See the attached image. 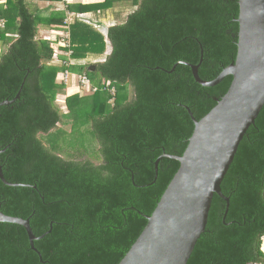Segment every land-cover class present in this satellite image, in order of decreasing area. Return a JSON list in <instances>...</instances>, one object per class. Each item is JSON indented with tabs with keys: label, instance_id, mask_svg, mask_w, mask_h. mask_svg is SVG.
<instances>
[{
	"label": "trees",
	"instance_id": "16d2710c",
	"mask_svg": "<svg viewBox=\"0 0 264 264\" xmlns=\"http://www.w3.org/2000/svg\"><path fill=\"white\" fill-rule=\"evenodd\" d=\"M78 5L66 6L72 16L46 18L26 0H0V101L21 89L0 106V167L8 183L28 185L0 180V211L29 218L37 237L50 230L33 242L39 257L22 226L0 222V264H118L179 166L161 157L156 173L155 161L183 153L194 126L188 110L200 119L232 79L202 86L178 62L199 64V77L210 81L234 60L237 0ZM90 10L117 22L98 32L96 20L76 13ZM42 23L60 32L38 38ZM89 55L96 58L86 63ZM65 70L68 84L59 79ZM64 96L61 112L55 102ZM62 118L72 122L69 135L56 128ZM88 133L97 143L92 159L70 157L72 138ZM220 188L228 210L215 194L187 264H264V105Z\"/></svg>",
	"mask_w": 264,
	"mask_h": 264
},
{
	"label": "water",
	"instance_id": "95a60500",
	"mask_svg": "<svg viewBox=\"0 0 264 264\" xmlns=\"http://www.w3.org/2000/svg\"><path fill=\"white\" fill-rule=\"evenodd\" d=\"M238 23L234 60L210 81L198 75L199 64L180 61L191 69L194 80L202 86H214L231 76L226 92L214 97L215 105L200 119L188 110L193 130L181 155L163 154L179 166L158 200L146 216V224L118 264H187L200 235L205 231L213 196L216 194L229 207V198L222 194L220 184L233 161L238 145L250 125L254 124L264 105V0H237ZM176 66V64L173 66ZM94 66H91L93 69ZM21 90V89H20ZM11 100L0 101V106ZM4 149L0 148V153ZM0 180L10 186L0 167ZM0 222L22 226L30 247L39 257L29 218L10 216L0 211Z\"/></svg>",
	"mask_w": 264,
	"mask_h": 264
},
{
	"label": "crops",
	"instance_id": "0c3cea01",
	"mask_svg": "<svg viewBox=\"0 0 264 264\" xmlns=\"http://www.w3.org/2000/svg\"><path fill=\"white\" fill-rule=\"evenodd\" d=\"M103 0H26L29 9L42 17H46L55 11H62L64 14H70L66 6L68 4H72L71 8L78 9L80 5L78 4H93V3H101ZM75 8H74V7ZM76 12V11H75ZM76 13H84L86 16L90 17L93 20L97 21L98 32H104L109 26L114 25L117 20L115 17L109 12L101 13L102 15L97 16L94 10L90 11H77ZM74 13L73 16L76 14ZM58 26V27H57ZM60 25H50L49 23H42L39 25V37H49L53 36V34L59 33ZM62 52V51H60Z\"/></svg>",
	"mask_w": 264,
	"mask_h": 264
},
{
	"label": "rangeland",
	"instance_id": "374dc122",
	"mask_svg": "<svg viewBox=\"0 0 264 264\" xmlns=\"http://www.w3.org/2000/svg\"><path fill=\"white\" fill-rule=\"evenodd\" d=\"M89 57H92V58H88L85 60L86 63H91L92 62V59L93 58H96V56H90ZM82 94V93H81ZM82 95H85V94H82ZM65 96L64 97H58L56 99V105L60 108L61 112H66L67 109L65 108L66 105H65ZM71 125H72V122L71 120L69 119H66V118H62V121L61 123H59L57 125L56 128H62L65 133L67 135H69V132L71 130ZM86 131V130H85ZM38 137L40 139H43L45 140V137L43 134L39 133L38 134ZM62 141L65 145H69V142L66 140H60ZM59 141V142H60ZM81 143L83 144L84 143V146L83 147H80L82 146ZM72 144L75 149H71V147H69L68 149V152L69 154H71L70 157H74V158H87V157H91V153L95 152V150L97 149V143L96 141L93 139V136L91 134H87L86 136H79V139L76 137V138H72ZM82 148H84L85 150L82 151ZM263 241H264V238H263ZM263 250H264V247H263Z\"/></svg>",
	"mask_w": 264,
	"mask_h": 264
},
{
	"label": "built area",
	"instance_id": "2783aa9c",
	"mask_svg": "<svg viewBox=\"0 0 264 264\" xmlns=\"http://www.w3.org/2000/svg\"><path fill=\"white\" fill-rule=\"evenodd\" d=\"M61 34L63 36V39L61 40L60 44L63 45V46H67L68 44H67L66 40L69 38L68 29L65 32L61 33ZM47 38H51V37H47ZM56 52H58V50H56ZM66 53L70 54L71 51L68 50L67 52H65V54ZM71 76H72L71 73L68 70H65V71H63L60 74L59 79H60V81H63L64 83L68 84L69 80L71 79ZM77 79L83 86H88V80H87L85 75H78ZM114 91H115V89L113 87L110 88V93L111 94H114Z\"/></svg>",
	"mask_w": 264,
	"mask_h": 264
}]
</instances>
